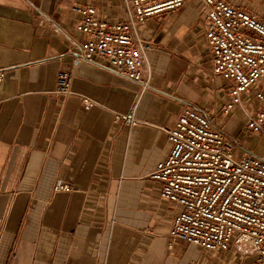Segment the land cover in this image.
<instances>
[{"label":"crops","instance_id":"1","mask_svg":"<svg viewBox=\"0 0 264 264\" xmlns=\"http://www.w3.org/2000/svg\"><path fill=\"white\" fill-rule=\"evenodd\" d=\"M229 1L264 17V0ZM73 4L104 21L122 12L121 0H0V264H252L232 249L169 245L175 204L148 177L184 105L206 113L236 155L264 159V135L245 126L252 103L224 110L230 83L212 72L202 0L139 26L153 43L144 90L100 58L77 61ZM60 69L75 92L64 98L53 94ZM78 94L95 103L85 108ZM131 110L145 123L114 119ZM58 180L70 189L54 190Z\"/></svg>","mask_w":264,"mask_h":264},{"label":"built area","instance_id":"2","mask_svg":"<svg viewBox=\"0 0 264 264\" xmlns=\"http://www.w3.org/2000/svg\"><path fill=\"white\" fill-rule=\"evenodd\" d=\"M184 0H121V14L104 21L92 5L73 4L75 29L83 34L77 61L100 58L112 70L148 87L142 63L153 47L139 34L150 17L173 11ZM205 9V47L211 55L212 72L229 81L230 102L224 110L241 103L243 96L253 109L245 126L264 135V17L229 0H202ZM3 72L0 71V82ZM71 71L58 70L53 94L67 97ZM89 108L95 102L78 94ZM114 119L129 126L144 124L133 110L115 113ZM170 142L167 157L156 163L148 177L160 197L175 204L168 229L173 242L200 246L204 250L232 249L252 264H264V159L252 154L236 155V144L217 129L208 115L190 105L182 106L171 127L163 128ZM58 180L54 190H69Z\"/></svg>","mask_w":264,"mask_h":264},{"label":"rangeland","instance_id":"3","mask_svg":"<svg viewBox=\"0 0 264 264\" xmlns=\"http://www.w3.org/2000/svg\"><path fill=\"white\" fill-rule=\"evenodd\" d=\"M240 1H242V0H240ZM244 2L248 5H254V6L258 5V2L256 0H244ZM260 8H261V6H260Z\"/></svg>","mask_w":264,"mask_h":264}]
</instances>
